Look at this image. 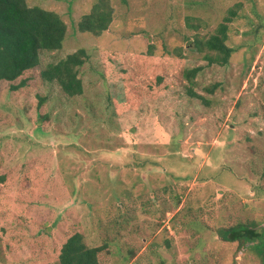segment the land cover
<instances>
[{
	"label": "rangeland",
	"instance_id": "374dc122",
	"mask_svg": "<svg viewBox=\"0 0 264 264\" xmlns=\"http://www.w3.org/2000/svg\"><path fill=\"white\" fill-rule=\"evenodd\" d=\"M108 1L95 35L78 30L95 0H27L67 36L0 82V264H59L76 233L107 247L99 264H263L218 230L264 227V0ZM231 9L236 52L210 63L194 41ZM81 48L84 93L69 97L41 72Z\"/></svg>",
	"mask_w": 264,
	"mask_h": 264
},
{
	"label": "trees",
	"instance_id": "16d2710c",
	"mask_svg": "<svg viewBox=\"0 0 264 264\" xmlns=\"http://www.w3.org/2000/svg\"><path fill=\"white\" fill-rule=\"evenodd\" d=\"M126 4V0H121ZM238 16L236 9L229 11V16L208 40L196 38L195 48L199 52L205 50L206 60L210 63L227 65L235 49L226 44L228 40V23ZM114 20V11L108 0H95L90 13L82 16L78 23L81 33L100 35L107 31ZM67 24L62 17L39 6H30L27 0H0V82H15L26 72L40 66L41 54L60 51L66 40ZM89 55L84 48L68 55L57 64H51L41 72L45 82L57 83L69 97L81 96L84 85L79 77V69L88 61ZM201 67L187 70V80L193 82ZM162 79H159L161 81ZM26 79L18 85H11L15 92L27 86ZM213 92V90H209ZM193 98H202L190 91ZM4 177H0V183ZM220 238L229 243H239V247L252 246L264 264V227L260 230L255 222L239 223L229 228L218 230ZM106 246L89 247L80 233L72 235L61 248L59 264H99V255Z\"/></svg>",
	"mask_w": 264,
	"mask_h": 264
}]
</instances>
